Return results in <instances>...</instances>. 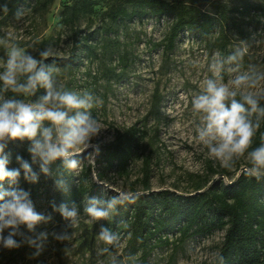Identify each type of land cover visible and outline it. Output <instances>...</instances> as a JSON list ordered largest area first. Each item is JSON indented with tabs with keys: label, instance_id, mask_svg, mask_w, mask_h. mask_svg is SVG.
I'll use <instances>...</instances> for the list:
<instances>
[{
	"label": "rangeland",
	"instance_id": "1",
	"mask_svg": "<svg viewBox=\"0 0 264 264\" xmlns=\"http://www.w3.org/2000/svg\"><path fill=\"white\" fill-rule=\"evenodd\" d=\"M70 1L54 0L50 8L42 12L34 6V0H24L15 14L0 24V74L6 71L9 51L19 48L40 64L50 65L53 86L57 90H71L80 96L87 91L93 95L91 102L94 105L96 97L102 101L90 109L102 128L93 138V144L111 141L116 130L133 124L144 129L146 136L131 162L128 178L111 176L102 182L91 198L92 203L84 199L75 207V225L54 206L53 162L49 165L50 173L44 174L40 171L39 160L33 162L32 159L37 180L28 182L26 191L36 192L31 199L35 210L45 217L51 216V219L37 224L28 236L37 239L41 233H47V238L43 241L37 239V243H42L39 255H34L36 247L27 243L17 249H5L0 245V264H210L217 255L224 231L183 241L171 236L169 246L153 250L143 261L139 251L131 253L125 239L118 237L112 245L101 240L102 219L92 218L86 209L104 210L103 205L112 197L123 196L132 188L140 192L139 180L147 155L151 169L149 186L154 191L168 189L180 194L193 193L196 186L206 180L207 185L218 177L229 182L246 169L243 166L248 160L246 155L240 160L237 156L231 160L217 159L200 141L198 130L203 123L201 116L192 109L191 101L203 92L208 79L227 85L236 94H264V13L229 12L225 28L228 44L223 52L214 43L218 35L216 24L207 35L182 32L173 50L165 54L159 43L168 32L172 21L170 16L146 15L112 25L104 16L106 0H94V13L80 18L73 25L84 33L95 31L94 52L87 55L73 51L71 28L60 21L61 9ZM194 1L211 12H215L217 2L227 8L243 1L264 4V0ZM113 38L117 39L118 45L108 49L107 40ZM45 51L47 57L41 55ZM233 56L236 59H230ZM242 75L251 80L236 86L235 79ZM252 81H255L254 86ZM5 87L0 81V102L8 100L2 91ZM45 92L38 85L32 94H23L22 100L38 103ZM154 101L158 103V111L152 109ZM244 106L250 110L249 105ZM69 115H74V111ZM248 119L255 125L254 112L249 111ZM48 126L49 122L44 121L42 127ZM30 147L31 141L27 139L8 140L0 156L28 151ZM95 156L93 149L88 148L73 157L79 161L77 168L70 169L73 176L77 178L86 163L95 167ZM225 166L229 171L227 176L214 171ZM93 176L95 178L94 171ZM7 233L6 229L4 235ZM56 236H65L66 239L59 240ZM16 239L19 241L21 237ZM115 247L116 251L112 253Z\"/></svg>",
	"mask_w": 264,
	"mask_h": 264
},
{
	"label": "trees",
	"instance_id": "2",
	"mask_svg": "<svg viewBox=\"0 0 264 264\" xmlns=\"http://www.w3.org/2000/svg\"><path fill=\"white\" fill-rule=\"evenodd\" d=\"M24 0H0V24H3L20 7ZM54 0H34V6L46 12ZM104 16L112 25L126 19L141 18L146 15L161 17L168 15L172 18L168 32L159 43L165 54L175 47L176 40L182 32L207 35L218 25V35L215 45L220 52L227 48L228 39L226 25H228L229 12L247 14L251 11L264 13V4L243 1L238 5L227 8L221 2L215 5V12L202 9L194 0H106ZM94 0H71L63 5L60 12V21L71 28L70 37L73 51L80 54H92L94 48L92 41L95 31L84 33L73 25L82 17L94 13ZM7 5L8 11L3 10ZM109 32V30H108ZM117 39H108V49L117 46ZM122 59L124 56L122 55ZM81 60V59H77ZM73 62V59L72 61ZM40 66H50L40 64ZM27 75L18 72L17 81L25 83ZM7 99L22 100L23 94L13 93L2 89ZM244 96L236 94L235 99L246 104ZM257 100V111L254 112L255 125L252 145L249 151L264 145V94L251 95ZM158 103H152V109L157 110ZM250 106V105H249ZM146 132L135 124L116 130L111 141L99 145V154L95 156V167L86 163L81 174L75 178L69 168L61 160L52 163L53 187L55 190L54 206L57 211L61 205L67 209L78 207L84 199L92 203L91 198L100 189V184L112 177L127 179L132 160L141 148ZM17 155L26 160L32 170V156L29 151H14L8 156V169L19 168ZM245 155L248 157L247 153ZM244 155V156H245ZM244 156H237V160ZM149 155L143 162V175L140 178L142 190L120 196L121 203H117L107 218L102 219L101 229H108L117 234L119 239H125L126 246L131 253L140 252V258L145 261L153 250L172 243L171 236L183 241L193 236H206L215 231H224L217 255L210 264H264V175L259 180L245 174L250 167V158L244 162V167L238 176L229 182L221 177L207 185L203 182L196 186L193 193H175L168 189L158 191L150 190L149 177L151 175ZM95 172V178L93 176ZM220 175H228V167L214 170ZM61 184H57V181ZM28 182L24 178L23 170L18 186L26 191ZM9 188L7 180L0 181V190ZM30 192V199L36 192ZM135 196L134 202L129 199ZM2 203V202H0ZM104 210L108 204L105 203ZM22 231L28 236L26 226ZM116 251V247L112 249ZM222 257V259H221Z\"/></svg>",
	"mask_w": 264,
	"mask_h": 264
},
{
	"label": "clouds",
	"instance_id": "3",
	"mask_svg": "<svg viewBox=\"0 0 264 264\" xmlns=\"http://www.w3.org/2000/svg\"><path fill=\"white\" fill-rule=\"evenodd\" d=\"M3 10L8 11L7 5L3 6ZM19 14L18 11L17 17ZM8 55L6 71L0 74V81L6 86L5 91L28 95L39 85L46 92L40 101L34 104L18 99L0 102V153L4 152L6 141L27 139L31 141L28 151L33 162L39 160L40 171L44 174L50 173L49 165L56 160H61L66 168H77L79 161L73 157L82 150L92 148L93 153L99 154V145L93 144L92 140L102 128L91 115L90 109L102 101L96 97L94 105L91 102L93 95L87 91L80 96L71 90H57L52 81L53 69L50 66H40L37 59L23 53L19 48H12ZM41 55L47 57L48 52L45 51ZM230 59L234 60L236 56ZM17 72L27 75L25 83L17 81ZM250 80L249 76L242 75L235 79L234 84L240 86ZM254 84L255 81H252L253 86ZM235 96L236 93L225 84L217 83L214 79L205 82L203 92L191 101L192 109L201 116L203 123L198 130V136L217 159L231 160L233 156H244L247 153L250 167L245 174L259 180L264 175V145L249 151L254 128L258 129L259 124L253 125L248 119L249 111H257V100L251 95L244 96V100L250 105L249 110L238 102ZM72 111L74 115H69ZM259 111L264 114V109ZM44 121H48L50 126L42 127ZM16 161L20 167L8 169V156H0V181L7 180L9 183L8 189L0 190V245L5 249H17L27 243L36 247L37 252L34 255H39L42 243H37V239L45 240L47 233H41L37 239H33L21 231V226H26L31 232L40 222L47 223L51 216L45 217L38 213L30 199V192L18 186L21 170L25 180L29 182H36L37 174L23 157L17 155ZM57 184H61V181L58 180ZM135 198L132 196L131 199H123H128L131 203ZM121 202L122 198L117 195L112 197L107 210L90 207L86 212L94 219H104L109 216L114 206ZM59 211L65 219H71L73 225L77 223L75 206L68 210L61 205ZM6 229L8 233L5 236ZM18 236L21 237L19 241L16 239ZM56 238L66 239L65 236ZM100 239L112 245L118 235L102 228Z\"/></svg>",
	"mask_w": 264,
	"mask_h": 264
}]
</instances>
